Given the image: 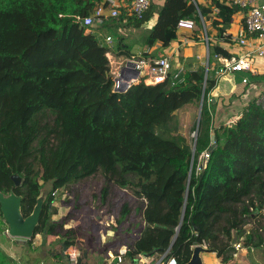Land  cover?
I'll return each mask as SVG.
<instances>
[{
  "label": "trees",
  "instance_id": "trees-1",
  "mask_svg": "<svg viewBox=\"0 0 264 264\" xmlns=\"http://www.w3.org/2000/svg\"><path fill=\"white\" fill-rule=\"evenodd\" d=\"M102 3L0 0V192L21 197L27 218L51 184L34 236H58L70 248L76 246L77 232L52 219L58 213L55 196L102 173L104 206L111 184L131 191L145 205L144 225L137 231L127 225L128 204L114 230L116 235L129 232L134 240L115 241L127 246L126 256L134 263L139 255L170 250L186 264L192 246L203 241L222 264L233 260L240 242L250 251L262 249L264 229H248L250 219L264 217V107L257 105V97L233 123L219 122L222 109L216 99L211 101L219 85L217 71L201 64L186 69L182 84L168 78L119 93L107 51L100 46L115 28L138 29L156 15L146 48L157 43L168 48L178 41L179 21L192 19L195 44L184 46V55L196 60L213 52L233 59L218 41L233 42L228 32L239 10L227 0L198 6L191 0H164L163 6L153 3L141 20L121 17L88 31L77 19ZM110 50L117 57H133L121 37ZM245 79L246 88L264 83V75L250 72ZM202 100L194 144L182 133L180 118ZM208 149L210 159L198 173L199 159ZM2 219L0 204L4 234L8 227ZM0 264H14L1 248Z\"/></svg>",
  "mask_w": 264,
  "mask_h": 264
},
{
  "label": "rangeland",
  "instance_id": "rangeland-1",
  "mask_svg": "<svg viewBox=\"0 0 264 264\" xmlns=\"http://www.w3.org/2000/svg\"><path fill=\"white\" fill-rule=\"evenodd\" d=\"M155 2L160 3V0H155ZM152 20L144 24L141 28H138V29L130 28V30H128L129 28L122 27L120 28L122 30L120 29L118 30L115 28L114 31H112V33H106V35H110L113 38L111 43H114V41H116L117 38L121 37L126 41V43L129 46H131L132 50L134 46L137 45V46H140L139 47L140 49L144 48V51L146 52L145 39L152 28V25L150 24L153 22ZM149 25H150V29H149ZM219 44L221 43L219 42ZM221 45L224 46L229 52H231L236 58H241L246 53L244 46H242L241 44L234 45V42L232 43L227 42ZM175 48L173 47L171 48L174 51L173 54H176ZM178 48L179 47H177V50ZM136 51L138 52L139 50L136 49ZM145 52H144V55L146 54ZM181 52H182L181 55L177 59L180 64H183L188 61H193V62L184 64L186 69H188V67L190 68V65L196 64L197 66V64H201L203 66H206L207 68L209 67L212 70L217 71L222 66L221 58L223 57L219 55H215L213 52L211 54L209 53L208 55L206 54V56H202L201 58L196 59V60L193 57V55L186 56L184 55L182 50ZM166 54L168 53H165L162 51L159 56H165ZM233 81L234 82L236 81L238 84L237 85L238 88L236 90H234V86L231 85ZM246 85L247 84L243 83L241 78L240 79L236 78L235 74L226 76L221 80V83L218 85L219 87H217L218 89H216L214 94L212 95L211 101H214L216 99L221 109L227 108L228 107L227 105L230 103L231 100L235 99L237 95H242L245 92ZM203 102L204 100H202V102L197 107L192 109L191 112H187L188 113L187 115L185 113L184 116L182 115L180 118V121L183 122L181 131L191 143H194L197 137L196 130H197L198 122H199L201 106L203 107ZM192 118H193L192 120L193 123L191 124L190 121ZM186 121H189V122L187 123ZM105 186H106L105 177L103 176L102 173H98L78 184L71 185L70 187L65 188L63 190H59L55 196V202L53 203V205L54 207H56L57 205L59 206V208L62 205H73V207H75L76 209L77 208L83 209L81 211V214H82L81 217L82 218L89 217L92 223V227H97V225H95V222L99 221L97 217H101L100 222H104L105 225H107L106 222L109 223L108 228H110L111 227L110 223L113 217V221H115V225L113 226V228H115L117 224V220L120 216L122 207L125 204H128L129 209H130V215L128 219H131V214L133 216V219L128 220L127 225L130 226L132 230L137 231L138 225L140 224L139 220L141 217V208L143 205L142 201L136 198L132 194L131 191L121 189L118 186L111 184L109 185V189H110L109 199L107 200L104 206L102 204V199L100 195H101V191L103 187ZM50 191H51V184H47L42 190L40 200L44 201ZM57 215L53 216L52 219L55 220V217ZM66 217L64 216L63 218L65 219ZM57 219H60V218L57 216ZM2 221L4 220L2 219ZM248 222H249V225H248L249 230L252 228L253 229L263 228L264 229V217L263 216H258L254 219H250ZM5 227H8L7 224ZM89 230L90 228H88V230L86 231V234L88 236L87 241L83 242L77 238L76 246H73V247H78L80 255H83V253L86 252L88 249L96 250L97 248L96 241H95L96 238L94 236H90L91 233H88ZM4 234L7 235L6 232ZM10 238L15 241L19 240V239L12 238V237ZM125 238L128 239L129 241H132L130 238L129 232H125V233L122 232L121 234H118V235L115 234L114 241L120 242L124 240ZM89 240L92 242H90ZM25 243H29L30 247L32 248L30 249L31 252H34V249H35V252H39V253L42 252L43 248L45 247L48 252H51L54 249V245L56 244L51 239L50 236H46V235L34 236V238L30 240H25L24 244ZM106 243L107 244H105V246L108 245V241ZM39 253L36 256V258H38L36 261H33L30 258V264H39L41 262ZM214 259H215L214 253L211 251L203 254V260L205 264H214L216 262L215 261L216 259L215 260ZM249 260H251V262ZM228 264H264V247L260 250L250 251L246 248L238 250L236 246L234 258Z\"/></svg>",
  "mask_w": 264,
  "mask_h": 264
},
{
  "label": "built area",
  "instance_id": "built-area-1",
  "mask_svg": "<svg viewBox=\"0 0 264 264\" xmlns=\"http://www.w3.org/2000/svg\"><path fill=\"white\" fill-rule=\"evenodd\" d=\"M228 4L239 10L244 15L245 26L236 38V43L241 44L246 48V53L241 58L234 57L233 59L221 58L222 66L217 70V83L232 74L241 72L257 73V59L264 57V3L260 0H227ZM196 6L202 0H191ZM154 0H103V3L89 16L85 18H78L77 20L88 30L103 25L107 20L119 19L121 17L134 18L141 20L145 14L150 10ZM195 29V23L192 19H182L177 26L178 39L182 41V47L190 44V39L182 32H192ZM113 38L108 36L106 42L109 47L106 48V56L108 59L109 74L114 83V90L118 92L125 88L124 92L128 91L133 85L143 82L146 85H158L164 83L168 78H172L173 84H182L184 82V75L186 73L185 66L174 64L172 56L159 57H141L140 59L132 58H118L114 56L110 50L112 48L111 41ZM178 48L177 53L180 51ZM134 66H130L129 63ZM127 69L125 74H122L124 69ZM135 71H138V76H135ZM173 77H171V74ZM243 83H247L243 79ZM257 105L264 107V92L256 99ZM231 121L229 124L233 123ZM210 159L209 149L202 153L197 166V172H201L202 168L208 163ZM8 231H6L8 235ZM9 236V235H8ZM209 248L207 241H203L196 246ZM237 249H243L242 243H238ZM68 260L71 264H77L80 257V252L77 248H69ZM127 248L123 247L120 250V256L127 254ZM252 251H254L252 249ZM237 256V255H236ZM136 259L141 264H180L178 260L171 256L170 250L162 253H155L151 257L139 255Z\"/></svg>",
  "mask_w": 264,
  "mask_h": 264
},
{
  "label": "crops",
  "instance_id": "crops-1",
  "mask_svg": "<svg viewBox=\"0 0 264 264\" xmlns=\"http://www.w3.org/2000/svg\"><path fill=\"white\" fill-rule=\"evenodd\" d=\"M207 0H202V2L200 4H204L206 3ZM155 2V0H154ZM261 3H264V0H260ZM156 5L158 6H163L164 5V0H160V3L155 2ZM244 15L240 12H238L235 16H234V20L232 23V26L229 30L228 33H230L232 35V41L234 42V45H238L236 43V38L238 36V34L240 33V31H242L244 29L245 26V22H244ZM157 16L155 15L154 19L152 20L153 22L150 23L152 26L156 20ZM149 29H150V25H149ZM148 29V30H149ZM122 30V29H120ZM130 30V29H128ZM194 31V30H193ZM189 32V31H185L182 32L185 36H187L190 39V44L188 45H194L195 41L193 42L192 38L194 36V32ZM122 33V32H121ZM221 44H225L227 42H225V40H220L218 41V43ZM116 43V41H114V43H112V47L114 46V44ZM126 43V41H125ZM213 43H217V41L213 40ZM101 48L106 49L109 47V44L105 41H102L100 43ZM183 43L181 41V39H178V41H176L174 44H172L171 46H169L168 48H164L161 46V44L157 43L153 48L149 49V48H145L146 52L144 51V48L140 49V46H134L133 50H132V54L133 57H135V59H140L141 57H143L144 52L146 53L145 55H156L157 57L161 54V52H165L168 53L165 56H172L174 58V64L176 66H178L180 63L178 62V57L181 54V50L183 49V47L181 46ZM180 51L177 53V47H180ZM175 48L176 50V54H173V50L171 48ZM224 47V46H223ZM139 50L138 52L136 51ZM244 49L246 50V48L244 47ZM142 50V51H141ZM148 53V54H147ZM113 54V53H112ZM137 54V55H136ZM114 55V54H113ZM144 55V56H145ZM115 56V55H114ZM118 58H124V57H118ZM201 58V57H200ZM128 59V58H125ZM178 62V63H176ZM189 62H193V61H188L185 62L181 65L184 66V64L189 63ZM257 73L254 75H264V57L263 58H259L257 59ZM196 67V64L194 65H190L191 69H194ZM186 68V67H185ZM230 76V75H228ZM236 78L238 79H245L246 78V72H241V73H237L236 74ZM221 83V81H220ZM219 83V84H220ZM240 83V81H239ZM231 85L234 86V90H236L238 88V84L237 82L233 81L231 83ZM219 87V86H218ZM218 89V88H217ZM264 92V83H260V84H250L249 87L246 88V91L242 94V95H237V97H235L236 99L233 102L232 107H230L228 110H220L222 111V115L219 117V122L224 123L225 125L229 124L231 121H234L238 115L241 114L242 110L245 108V106L249 103L250 100H252L255 97H258L260 94H262ZM221 106V104H220ZM220 109V107L218 108V110ZM146 203V202H145ZM145 208V205H142V211ZM56 209L58 211V217L60 219H57V216L55 217L54 221H62V222H66L65 224V229H74L77 232V238L80 241L86 242L88 239V236L86 234V231L88 230V228H90V230L88 231V233H91L90 236H94L96 238V250L93 249H88L86 252L88 253V258H87V262L89 264H141L138 260L137 263H134L132 260H130L126 255L121 256V258H119L120 256V250L123 247H126L125 245H119L116 244L114 241V236H115V228H113V226L115 225V221H113V217L111 220V227L108 228L109 223L106 222L107 225L104 224V222H100V218L101 217H97V219L99 220L98 222H95V225H97V227H92V223L89 219V217L86 218H82V214L81 211L83 209H79V208H75L73 207V205H62L57 206L56 205ZM142 211H141V217H140V224H143L142 222ZM66 217L65 219L63 217ZM115 219V218H114ZM131 219H133V216L131 214ZM129 219V220H131ZM144 225V224H143ZM137 237H139V232L136 234ZM51 239L56 243L54 245V249L51 252H48L46 247L43 248L42 252H31L30 249H32L29 245V243H25L24 245L19 244V240L15 241L12 240L10 238V236L5 235L3 233L0 232V248L4 251V253L13 260L14 264H30V258L33 261H36L38 258H36L37 254H40V260L41 262L39 264H70V261L68 260V256L67 259H63V257L61 256V253L63 251V244L58 242L59 241V237L58 236H50ZM132 241H134L133 239H131ZM90 241V240H89ZM108 241V245L105 246V244H107L106 242ZM92 242V241H90ZM88 242V243H90ZM82 245V244H81ZM71 248V247H70ZM78 249V247H75ZM50 249V248H49ZM79 250V249H78ZM128 250V249H127ZM70 249L68 248L67 253L69 254Z\"/></svg>",
  "mask_w": 264,
  "mask_h": 264
},
{
  "label": "water",
  "instance_id": "water-1",
  "mask_svg": "<svg viewBox=\"0 0 264 264\" xmlns=\"http://www.w3.org/2000/svg\"><path fill=\"white\" fill-rule=\"evenodd\" d=\"M130 66H134L133 63H129ZM127 69L125 68L122 71L124 75ZM135 76H138V71H135ZM125 88L120 89L118 92L123 93ZM202 113V106L199 116V122L196 130V134L199 131L200 118ZM194 144H196V139ZM16 185L20 184V179H15ZM0 204L1 211L3 214V219L8 226V235L12 238L19 239V244L24 245L25 240H30L34 237L36 228L39 224L43 201L39 199L38 204L36 205L34 212L31 216L25 218L21 211V197L17 196L14 193L10 195H5L0 192ZM68 247L63 244V251L61 256L63 259H67L68 256ZM209 248H204L202 246H196L192 249V255L190 261L186 264H204L203 254L210 252ZM88 258V253L84 252L83 255H80L77 264H89L86 260ZM71 264V263H70Z\"/></svg>",
  "mask_w": 264,
  "mask_h": 264
},
{
  "label": "flooded vegetation",
  "instance_id": "flooded-vegetation-1",
  "mask_svg": "<svg viewBox=\"0 0 264 264\" xmlns=\"http://www.w3.org/2000/svg\"><path fill=\"white\" fill-rule=\"evenodd\" d=\"M214 256H215V263L214 264H222V259H220V258H218V256H217V254L216 253H214ZM250 262H251V260H249ZM204 264H205V262H204Z\"/></svg>",
  "mask_w": 264,
  "mask_h": 264
}]
</instances>
